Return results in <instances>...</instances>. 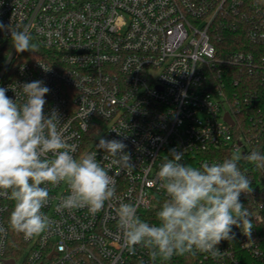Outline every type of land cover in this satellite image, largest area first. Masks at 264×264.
Segmentation results:
<instances>
[{
    "label": "built area",
    "instance_id": "built-area-1",
    "mask_svg": "<svg viewBox=\"0 0 264 264\" xmlns=\"http://www.w3.org/2000/svg\"><path fill=\"white\" fill-rule=\"evenodd\" d=\"M0 23V87L23 102L20 86L42 81L50 89L45 114H56L58 128L77 145L75 158L97 153L117 194L96 214L57 210L68 186L47 185L42 212L49 226L28 239L18 233L19 245L9 225L13 202L0 197V264H182V255L162 261L143 246L129 250L111 218L113 205L142 197L137 214L158 223L166 193L156 173L173 149L197 168L239 157L252 188L240 196L250 238L233 226L234 239L222 240L215 255L185 254L213 264L264 259V169L244 159L253 147L237 130L221 76L224 65L264 84V0H0ZM9 29H27L35 52L17 53ZM223 31L245 38L224 58L216 44ZM101 138L122 140L133 169L105 159L96 147Z\"/></svg>",
    "mask_w": 264,
    "mask_h": 264
},
{
    "label": "clouds",
    "instance_id": "clouds-1",
    "mask_svg": "<svg viewBox=\"0 0 264 264\" xmlns=\"http://www.w3.org/2000/svg\"><path fill=\"white\" fill-rule=\"evenodd\" d=\"M10 31L17 53L35 49L27 29ZM20 90L23 102L9 98L7 89L0 87V197L13 202L11 229L28 239L49 226L42 212L49 203L47 185L68 186L69 194L57 210L87 208L96 214L106 202L116 200L117 194L115 179L97 162V153L75 158L77 145L69 143L70 138L58 128L56 114H45L50 89L35 80L23 83ZM96 147L104 151L105 159L112 157L122 169H133L122 140L101 138ZM183 159L184 153L170 150L156 173L166 193L156 211L158 223H148L137 214L145 203L142 197L113 205L117 238L129 250L140 245L149 249L153 259L169 261L174 255L192 252L215 255L222 240L234 239L233 226L251 237L250 213L240 202L241 193L252 191L251 181L238 167L239 157L204 162L199 168L182 163ZM244 159L264 169L260 151L253 150Z\"/></svg>",
    "mask_w": 264,
    "mask_h": 264
},
{
    "label": "trees",
    "instance_id": "trees-1",
    "mask_svg": "<svg viewBox=\"0 0 264 264\" xmlns=\"http://www.w3.org/2000/svg\"><path fill=\"white\" fill-rule=\"evenodd\" d=\"M222 35V40L216 42L219 56L222 58L237 48L235 47L237 41H245L240 34L223 31ZM221 67L223 68L221 76L227 86L233 108L236 110L235 121L238 132L251 141L253 150L264 153V84L257 77L237 72L235 68L224 65ZM154 219L156 220V217ZM13 243L19 245V235L15 231H13ZM181 261L182 264H213L209 260H199L189 254H183ZM243 264H264V259L257 260L246 255Z\"/></svg>",
    "mask_w": 264,
    "mask_h": 264
},
{
    "label": "water",
    "instance_id": "water-1",
    "mask_svg": "<svg viewBox=\"0 0 264 264\" xmlns=\"http://www.w3.org/2000/svg\"><path fill=\"white\" fill-rule=\"evenodd\" d=\"M226 119L231 123V125H234V121L230 117L229 113L226 114ZM7 262H10L11 264H14V261L13 260H9Z\"/></svg>",
    "mask_w": 264,
    "mask_h": 264
}]
</instances>
